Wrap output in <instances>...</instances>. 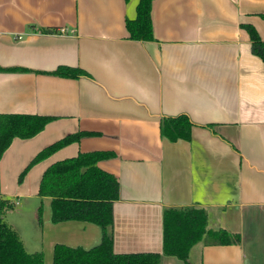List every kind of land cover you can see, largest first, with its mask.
Masks as SVG:
<instances>
[{
    "label": "crops",
    "instance_id": "crops-1",
    "mask_svg": "<svg viewBox=\"0 0 264 264\" xmlns=\"http://www.w3.org/2000/svg\"><path fill=\"white\" fill-rule=\"evenodd\" d=\"M138 0H0V114L52 117L30 139L14 138L0 157L3 220L27 253L52 264L56 245L90 249L99 226L54 223L51 198L38 196L44 171L79 153L113 157L98 168L116 177L115 254H162V214L195 207L207 230L240 236L215 245L203 237L190 264H264V65L242 24L264 43V0H153V40L128 38ZM64 33H60V29ZM58 66L87 75L48 74ZM184 115L188 141L160 136L163 117ZM82 137L22 172L43 148ZM40 213V218H39ZM40 219V221H39Z\"/></svg>",
    "mask_w": 264,
    "mask_h": 264
},
{
    "label": "trees",
    "instance_id": "trees-1",
    "mask_svg": "<svg viewBox=\"0 0 264 264\" xmlns=\"http://www.w3.org/2000/svg\"><path fill=\"white\" fill-rule=\"evenodd\" d=\"M128 1V0H124ZM153 0H138L132 19L126 18L125 28L130 40H153L150 9ZM264 21V14L261 15ZM251 42L252 53L264 65V43L256 30L249 24H242ZM19 68H2L0 72L21 71ZM50 75L62 78H78L87 73L80 68L58 66ZM52 117L30 114H0V157L14 138L30 139L40 133L52 121ZM191 122L184 116L160 119V136L175 142L190 139ZM97 135L78 131L51 143L40 150L20 178L34 164L48 158L58 150L77 143L82 137ZM111 152L92 151L58 161L43 173L38 196L51 198V219L54 223L77 220L93 223L100 227L101 238L90 249L56 245L52 264H160L158 253L115 254L112 249L111 233L112 204L118 199L119 185L116 177L98 168L97 163L113 157ZM14 204L0 198V264H44L40 252L27 253L18 234L3 220L6 210ZM40 218V213H39ZM40 221V219H39ZM207 237L211 244L231 245L240 242L238 234L225 230H207V214L195 207L167 208L162 214V254L175 257L183 264H190V249Z\"/></svg>",
    "mask_w": 264,
    "mask_h": 264
},
{
    "label": "built area",
    "instance_id": "built-area-1",
    "mask_svg": "<svg viewBox=\"0 0 264 264\" xmlns=\"http://www.w3.org/2000/svg\"><path fill=\"white\" fill-rule=\"evenodd\" d=\"M60 33H64V29L63 28L60 29Z\"/></svg>",
    "mask_w": 264,
    "mask_h": 264
}]
</instances>
